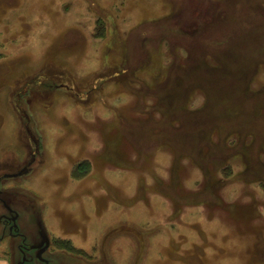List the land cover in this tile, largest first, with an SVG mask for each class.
Segmentation results:
<instances>
[{"label":"rangeland","instance_id":"374dc122","mask_svg":"<svg viewBox=\"0 0 264 264\" xmlns=\"http://www.w3.org/2000/svg\"><path fill=\"white\" fill-rule=\"evenodd\" d=\"M1 225L12 264H264V0H0Z\"/></svg>","mask_w":264,"mask_h":264},{"label":"flooded vegetation","instance_id":"af4514ba","mask_svg":"<svg viewBox=\"0 0 264 264\" xmlns=\"http://www.w3.org/2000/svg\"><path fill=\"white\" fill-rule=\"evenodd\" d=\"M15 208H12V207H9L8 206V208H7V211H13ZM15 211V210H14ZM16 213H14V217H11L12 218V224H10V222H9V220L7 219V218H10V215L8 216V215H5L6 213H3L2 215H1V219L3 218V221H8L9 222V225H11L10 226V228H14V226H15V222L17 221V219H18V217H19V213L17 212V211H15ZM7 217V218H6ZM42 226H41V224H40V227H39V229H38V232H39V235H41L40 236V238H43L42 240H44V237H45V234L43 233L44 231L42 230ZM41 240V239H40ZM38 245H36L37 247H38V249H39V251H38V255H42L41 253H43L44 251H46L47 249H48V247L47 248H45L46 246H45V240L43 241V242H41V241H39L38 243H37ZM42 250H44L43 252H42ZM26 259H27V257H25Z\"/></svg>","mask_w":264,"mask_h":264},{"label":"crops","instance_id":"0c3cea01","mask_svg":"<svg viewBox=\"0 0 264 264\" xmlns=\"http://www.w3.org/2000/svg\"><path fill=\"white\" fill-rule=\"evenodd\" d=\"M0 228H2V225ZM0 264H12V262L8 256L0 254Z\"/></svg>","mask_w":264,"mask_h":264}]
</instances>
